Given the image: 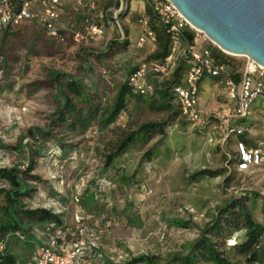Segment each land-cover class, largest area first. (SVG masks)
Masks as SVG:
<instances>
[{
	"label": "rangeland",
	"instance_id": "1",
	"mask_svg": "<svg viewBox=\"0 0 264 264\" xmlns=\"http://www.w3.org/2000/svg\"><path fill=\"white\" fill-rule=\"evenodd\" d=\"M113 1L108 13L109 24L102 26L105 39L111 43L126 41L129 45L133 41L128 39L129 31L121 22V13L129 5L123 1L121 13L114 17L118 7ZM39 27L35 23L28 24L23 35L17 37L8 38L0 33V54L6 71L0 75V169L19 165L20 170H24L23 157H27V151L24 149L21 156L14 148L28 129L38 127L54 136V139L40 140L36 144L43 149L40 155L34 156L36 164L31 175L39 177L40 182H30L32 193L24 202L26 209L48 208L54 204V211H60L62 220L72 228L74 235V206L70 197L73 186L81 177L85 178L87 185L80 204L84 235L97 245L103 258L114 263L149 255L159 257L158 264H165L172 255L185 254L187 246L196 239L199 229L209 221L216 208L243 194L251 195L247 207L255 221L264 225V202L260 196L264 193V165L231 176L192 178L200 170L225 168L224 155H232L234 146L241 140L233 136L232 147L222 145L221 136L216 134L219 130L214 129L217 122L211 115L227 113L229 107L222 85L216 83L200 93V108L206 112L202 120H208L206 126L191 125L180 116L170 121L175 108L171 112L158 111L156 105L151 107L150 103L131 99L107 130L100 131L92 124L84 134H79L65 127H50L49 119L56 104L49 71L77 76L81 72L78 54L88 57V51L101 47L102 39L95 44H91V40L74 43L73 33H81L83 29L76 25L64 43L56 44L47 40ZM134 47L126 49L124 46L119 50L117 46L112 47L118 54L110 71L92 58L91 75L98 82L96 97L102 107L111 103L116 86L126 75L130 58L136 62L140 60ZM114 52L111 50L112 54ZM226 57L231 63L227 73L242 68L244 57ZM82 77L86 76L82 74ZM85 83L90 85L89 80ZM205 83L210 85L211 80L207 78ZM143 100L150 102V99ZM239 122L235 124L243 126L244 138L249 137L250 143L264 137V105L259 99L252 104L248 120ZM145 123H168L165 136L138 141L105 170L104 154L106 143L113 137L111 130L135 129ZM31 143L28 138L23 141V145ZM0 187L6 185L0 182ZM90 194L94 197L93 204L85 208L82 202ZM174 220L192 225L188 229L181 228L173 223ZM34 238L38 245L41 244L39 231ZM34 249L22 242L11 246L20 263L30 261L35 255ZM230 257L234 262L243 263L242 257L235 253L231 252Z\"/></svg>",
	"mask_w": 264,
	"mask_h": 264
},
{
	"label": "trees",
	"instance_id": "2",
	"mask_svg": "<svg viewBox=\"0 0 264 264\" xmlns=\"http://www.w3.org/2000/svg\"><path fill=\"white\" fill-rule=\"evenodd\" d=\"M31 1V0H26ZM98 0H96L97 2ZM15 5V4H14ZM18 4H16L17 8ZM34 7L33 11L38 12V8ZM60 3L58 5V12ZM148 17L150 19L149 26L156 36V49L148 56L147 61L162 62L170 52V45L168 36L165 33V28L151 15L148 6ZM35 23V20L25 21L19 26H8L0 29V33L8 38L12 36L23 35L25 27L29 24ZM104 24H107L106 21ZM98 24L102 27L101 22ZM39 26V25H38ZM84 26V20L81 24ZM41 34L47 40L56 44L65 42H56L48 38L41 27ZM63 33V32H62ZM185 39L191 40L189 32L184 33ZM101 47L94 51H88V57L78 54V65H80V74L72 76L60 71H49L51 84L55 89L54 102L56 109L49 119V126L65 127L71 132H78L84 134L88 127L96 124L98 130H107L112 126L121 112L126 109L127 103L131 99L142 100L145 103H150V106L156 105L158 111L171 112L173 108L175 111L169 117L173 121L175 117L181 116V113L175 104L172 95V89L176 85L183 83L185 74V66L179 63L168 80H161L158 75L151 74L148 77V84L152 87L153 93L149 97H143L136 94L128 84V78L135 71L137 62L130 58L129 66L126 67V75L123 81L116 86L114 97L108 105L102 107L97 100L96 87L98 82L96 77L91 75L92 58L97 61L103 69L114 68L113 61L115 59L116 48L126 49L128 44L126 41L119 43H111L109 41L101 40ZM74 42V41H73ZM95 44L94 41H90ZM76 43V42H74ZM112 48V49H111ZM113 50V54L111 53ZM84 52V51H83ZM90 54V55H89ZM212 55L216 62L227 69L231 65L229 59L224 53L216 47L212 48ZM131 62V63H130ZM4 60L0 54V75L5 73ZM239 70H233L230 75L235 82L239 79ZM86 77H82V74ZM2 78L0 77V83ZM89 80L90 85H86L85 81ZM143 99H150V102ZM184 119V117H182ZM185 120V119H184ZM186 121V120H185ZM240 121V120H238ZM168 123H145L135 129H113L111 133L112 139L106 143V150L104 154V169L109 168L113 162L128 153L129 148L135 145L138 141L147 142L154 136H165V128ZM238 125V124H237ZM246 134L240 136L241 140L244 139ZM31 140V144L23 145L24 139ZM54 139L48 130L38 127H32L26 131V135L21 137L14 148L17 153L23 156L24 149L27 151V157H23L26 161L24 170H20L19 165L11 168L0 169V182H3L6 187H0V241L4 240L5 245L3 251L0 253V264H30L32 259L36 256L38 250V243L34 239L37 231L43 232L44 226L47 223L54 222L57 225H62L68 232H65L62 240L70 242L74 239L71 233V228L67 227L60 211H54V204L51 207H42L39 209H26L25 200L30 198L32 187L30 182H40L39 177L31 175L35 167L34 156L41 154L43 147L36 146L40 140ZM229 141V140H228ZM58 142V141H56ZM60 146H63L58 143ZM250 145V143H248ZM65 150V148L63 149ZM150 155V152L147 153ZM146 155V157H147ZM148 158V157H147ZM149 159V158H148ZM236 160V146L235 152L232 155H224V165L228 164L229 167ZM235 172L232 169L228 173L227 168L220 170H200L193 175V179L197 177L208 176L216 178L221 175H233ZM228 178V177H227ZM225 179L226 182L228 179ZM250 194H245L242 197H236L226 201L223 205L218 206L210 217L209 221L199 229L196 239L187 246L185 254L176 253L171 258L166 259L165 264H240L234 262L230 257L231 252L235 255L242 257L243 263L261 262L264 259V225H261L252 217V214L247 207V201ZM93 195L90 194L82 202L85 208H89L93 204ZM173 223L181 228L188 229L192 225L189 222L182 220H174ZM26 243V246L35 248V255L30 261L20 263L17 256L11 251V246L14 243ZM85 258L90 262L89 264H158L161 260L157 256L139 255L130 257L122 263H114L110 259H105L99 248L90 247L86 250Z\"/></svg>",
	"mask_w": 264,
	"mask_h": 264
},
{
	"label": "built area",
	"instance_id": "3",
	"mask_svg": "<svg viewBox=\"0 0 264 264\" xmlns=\"http://www.w3.org/2000/svg\"><path fill=\"white\" fill-rule=\"evenodd\" d=\"M116 1L120 3V6L113 13L114 17L121 13L123 1L125 3V0ZM143 1L149 6L153 18L164 26L170 52L162 62H152L146 59L137 61L135 71L128 78L129 86L136 94L149 97L152 95L153 89L147 82L148 77L155 74L161 80H168L177 65L183 63L186 68L183 83L172 89V95L181 116L191 125L202 124L205 126L208 124L207 119L202 120L204 116L199 103L200 83L206 77L216 79L225 90L229 107L227 113L211 115L217 122L214 129L219 130L222 145H226L233 136H242L245 129L242 125L232 124V121L244 120L250 116L252 104L257 99L264 105V68L244 57V64L239 70V79L235 82L230 72H226L227 68L218 64L214 59L212 48L215 46L202 33L192 28L168 0ZM76 2L83 8L84 26L81 33H73V41L79 43L83 40L94 42L101 40L104 30L98 21H106L109 24L108 13L111 8L105 12H95L96 0H76ZM59 3L60 0H0V29L19 26L25 21L35 20L48 38L58 43L63 42V27L59 21L58 12ZM16 4H18L17 8ZM34 7L39 9L38 12L33 11ZM149 21L147 15H142L138 19V25L142 32L135 43L137 48L146 43L152 45L156 43V36L149 26ZM186 31L191 35V40L185 39ZM205 42H208L209 45H205ZM262 165H264V138L257 140L251 147L247 146L244 138L236 144L235 162L230 167L228 164L224 166L228 169V173L232 168L235 173H238ZM86 185V179L81 177L73 186L70 197L74 206L73 229L77 233H75L74 239L65 242L62 239L68 229L54 222L47 223L41 233L42 242L30 264L90 263L85 258L86 250L90 247L96 248L97 245L90 242L84 235L82 226L83 211L80 204ZM260 196L264 202V193H260ZM88 234L93 235V232L88 231ZM4 245L5 241L1 240L0 253L3 251ZM247 264H262V262Z\"/></svg>",
	"mask_w": 264,
	"mask_h": 264
},
{
	"label": "water",
	"instance_id": "4",
	"mask_svg": "<svg viewBox=\"0 0 264 264\" xmlns=\"http://www.w3.org/2000/svg\"><path fill=\"white\" fill-rule=\"evenodd\" d=\"M168 1L222 53L264 68V0Z\"/></svg>",
	"mask_w": 264,
	"mask_h": 264
},
{
	"label": "crops",
	"instance_id": "5",
	"mask_svg": "<svg viewBox=\"0 0 264 264\" xmlns=\"http://www.w3.org/2000/svg\"><path fill=\"white\" fill-rule=\"evenodd\" d=\"M113 2L115 3V6L118 7L117 9H119L120 3L116 0H114ZM125 4L126 5L128 4L129 7L128 9L126 8L124 9V11H122L121 22L123 26L126 28V30L129 31L128 39L129 40L131 39L134 43H136L138 37L141 35V32H142L141 28L138 25V19L142 15L148 16V13H147L148 5L143 0H125ZM111 5H112V0H98L96 2L95 12H105L111 8ZM117 9L114 10V12L117 11ZM75 17L78 20L77 23L75 22L76 20ZM83 20H84L83 8L82 6L77 4L76 0H60L59 21L63 27V35L65 37L69 36V34L73 32L72 29L74 28V26L81 25ZM103 25L104 23L102 21V26ZM105 35L106 33H104V39H105ZM108 40L109 39L106 38L105 42ZM133 42L132 43L130 42V44L128 45V48L134 47L135 44L133 45ZM134 48L138 50L139 59L142 60V59H147L148 56L156 49V44L152 45L150 43H146L140 48H137L136 46ZM207 78L208 77L204 78L200 83V93L203 91H206L207 89L212 88L214 85H217L216 83H218L216 79L209 78L211 80V83L210 85H208L207 83H205V79ZM204 114H206V112L202 111L203 116H205ZM248 118L249 116L246 118V120H248ZM237 122L239 121H232V124L237 125L235 124ZM216 134L220 136V133L217 131H216ZM231 138L226 144L227 146H230V147H232V144L230 142ZM261 138H264V137H261ZM259 139L254 140L253 143H250L249 140L251 139H249V137L245 140L247 142V146L251 147ZM248 143H250V145H248ZM233 152H235V146H234Z\"/></svg>",
	"mask_w": 264,
	"mask_h": 264
}]
</instances>
